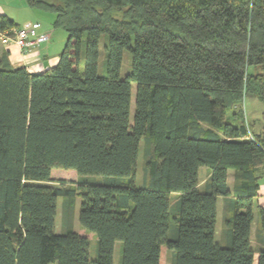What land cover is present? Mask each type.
<instances>
[{
  "label": "trees",
  "instance_id": "16d2710c",
  "mask_svg": "<svg viewBox=\"0 0 264 264\" xmlns=\"http://www.w3.org/2000/svg\"><path fill=\"white\" fill-rule=\"evenodd\" d=\"M26 1L69 38L42 72L0 56V264H264V0Z\"/></svg>",
  "mask_w": 264,
  "mask_h": 264
},
{
  "label": "crops",
  "instance_id": "0c3cea01",
  "mask_svg": "<svg viewBox=\"0 0 264 264\" xmlns=\"http://www.w3.org/2000/svg\"><path fill=\"white\" fill-rule=\"evenodd\" d=\"M0 15H7L20 26L37 22L39 23L38 33H47L50 36L48 40L42 41L39 47L33 50H23L13 41L5 42L0 38V56L3 52L7 51L9 53V59L15 67L26 66L34 73L42 72L48 67L57 64L60 53L53 56V51H51L54 38L58 36L56 30H53L56 16L53 12L31 7L26 0H0ZM42 17L44 19L46 17L47 20L52 23L48 25L44 24V21L41 19ZM263 114L264 113L255 115V113H253L251 115L255 116L252 117L253 120L256 119L259 122L260 120L257 117L260 116L261 118ZM259 125L263 126L264 123L262 122ZM229 182L230 184L233 182L231 174L229 176ZM258 206L264 207V169L262 170L258 194L255 198L254 213L256 220H254L255 226L253 227V230L257 227Z\"/></svg>",
  "mask_w": 264,
  "mask_h": 264
},
{
  "label": "rangeland",
  "instance_id": "374dc122",
  "mask_svg": "<svg viewBox=\"0 0 264 264\" xmlns=\"http://www.w3.org/2000/svg\"><path fill=\"white\" fill-rule=\"evenodd\" d=\"M53 14H55V13L53 12ZM41 19L44 21V24L48 25V24L52 23L51 21L47 20L46 17H45L46 20L43 17ZM53 30H56V34L58 35L57 37L54 38V41H53L54 43L51 46V51H53V56L54 55L56 56L59 53H61L63 51V49L65 48L67 41H68V38H69V35L64 29H61V28L59 29V28L54 27ZM37 31H38V29H37ZM85 38L86 37H84V41H85ZM108 39H109V36L107 33H103L100 37V42H99L100 55H99V63H98V72L100 75H106L107 74V68H106V65H107V48H106V46L108 43ZM37 47H39V46H37ZM131 61H132L131 60V54H130L129 50L125 49L124 54H123L121 71H120L121 77H125L130 72ZM135 89H136V84L133 83L132 84L133 96H132L131 117L133 116V110H134ZM244 105H245V109L247 111V114L251 120H253L252 117H255V116H252L251 114L255 113V115H257L260 113H264V100H261L257 97L248 96L245 99ZM256 112H258V113H256ZM257 118L260 119V116ZM142 145H143V142H142ZM142 153H143V147H141L140 156H139L138 165H137V180H136L137 185H141L142 180H143L144 157H143ZM205 170H206L205 167H201L200 174H199L200 178L205 176V172H206ZM230 174L233 175L232 169H230ZM75 175L76 174L70 173V174H67V177H68V179H74V178H76ZM62 201H63V197L59 196L58 197V214L56 216V226H55L56 232H62L65 229L64 225L62 224V214H63ZM80 204H81V197L79 195H77L76 196V215L73 218V222H74L73 224H74V228L81 232L82 229H80L79 222H78V214H79V210H80ZM254 226H255V223L253 222V227ZM222 228H223V221H222L221 201H220L218 204V216H217V223H216V239L217 240H219ZM88 236L90 238H92L91 243H90V255L92 258H95L97 256V240L91 234H89ZM118 249H119V242L116 243V253L115 254L117 256H118V251H119ZM257 257H258V254L256 253L254 264H257ZM165 261L168 264L167 254L165 253V250H163V264H165ZM50 264H58V263L56 261V262H52Z\"/></svg>",
  "mask_w": 264,
  "mask_h": 264
},
{
  "label": "built area",
  "instance_id": "2783aa9c",
  "mask_svg": "<svg viewBox=\"0 0 264 264\" xmlns=\"http://www.w3.org/2000/svg\"><path fill=\"white\" fill-rule=\"evenodd\" d=\"M39 23L34 22L14 28L10 35L0 33V38L5 41H13L19 48L23 50H33L39 46L40 42L48 40L49 34L38 33Z\"/></svg>",
  "mask_w": 264,
  "mask_h": 264
},
{
  "label": "water",
  "instance_id": "95a60500",
  "mask_svg": "<svg viewBox=\"0 0 264 264\" xmlns=\"http://www.w3.org/2000/svg\"><path fill=\"white\" fill-rule=\"evenodd\" d=\"M47 63V62H46Z\"/></svg>",
  "mask_w": 264,
  "mask_h": 264
}]
</instances>
